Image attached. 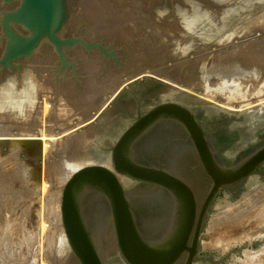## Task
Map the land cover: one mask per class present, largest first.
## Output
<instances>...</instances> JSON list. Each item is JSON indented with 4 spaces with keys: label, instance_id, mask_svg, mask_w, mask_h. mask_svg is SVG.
I'll return each mask as SVG.
<instances>
[{
    "label": "rangeland",
    "instance_id": "obj_1",
    "mask_svg": "<svg viewBox=\"0 0 264 264\" xmlns=\"http://www.w3.org/2000/svg\"><path fill=\"white\" fill-rule=\"evenodd\" d=\"M77 1L73 22L68 26L67 34H83L87 39L102 40L107 44H113L117 50L120 62L117 64L114 60L103 62V54L98 50L86 52L82 49H76L69 52V56L70 60L76 61L79 79L77 80L73 77L72 69L67 72L63 71L62 75L58 77L56 68L59 65L57 64L56 54L52 47L48 45L43 46L37 57L30 61L22 62L23 66L20 76L17 75L16 71L12 73L6 71L4 75L0 73V105L2 104L0 111L9 110V119L12 117L9 123L10 129L13 128V125H15L16 129L20 128V122L17 120L20 116L24 118L30 117L31 121L23 119L25 122H22L25 125H31L38 118L39 125L46 128L48 118L51 115L53 116L54 111L44 113V109H41L44 101H50L45 99L47 98L46 96L41 95L42 99L39 97L35 100V92L32 89H36L37 84L43 86L42 88L45 87V90H47L43 89L45 93L51 92V95L48 94V98L52 99L53 102H51L53 104L57 102V107L59 106L58 104L68 102L70 106L75 108L79 104L80 108L84 106L81 104H87L88 99L92 96V88L107 79V77L106 79L104 78L105 74L106 76H111L112 73L126 74L125 72L128 69L136 65L138 67L148 65L153 68L159 67L166 70L178 68L182 70L183 76L187 72L186 75H193L192 73L196 71L200 83L204 82L208 84L210 80H219L223 82L227 81V84L233 85L236 80L230 77V72H234V70L229 69L228 72V69L223 65L239 64L236 61L233 62V59H231L232 61H228L230 60L229 57L234 55L235 49L239 47V43H248L254 38L256 39V37L259 40L264 38V0ZM180 28L184 30V33L179 30ZM185 29H191V32L188 34L192 35L194 40L196 38L197 40L189 43L185 39L187 37ZM118 30L122 32L119 33ZM208 33L209 35H207ZM251 38L253 39L251 40ZM247 39L248 42L246 41ZM255 39L252 42H255ZM199 42L200 44L198 45ZM235 44L237 45L235 46ZM2 51L3 46H0V55ZM193 53H196V55ZM226 53L229 55L225 58ZM89 61L91 62L90 65L93 66L92 69H95L92 64L93 61L97 68H99L97 69L98 72H95L97 75H93L91 73L92 70H88L86 67L89 65L87 63ZM34 74L38 77L37 84L34 81ZM5 85L11 89L4 90L3 87ZM126 88L114 97L111 105L106 107L94 123L88 127L92 128V130L94 129L95 137L91 139L88 145L85 144L83 148L80 147L79 151H75L78 156L80 155V157L86 159L83 163L84 165L79 166V168L85 165L111 167L110 149L120 135L133 123L138 111L146 113L154 106L167 102L178 103L187 107L195 114L197 120L204 125L207 133L211 132L213 134L214 145L220 151L223 160L228 166L233 165L242 152L258 145L261 142V137L264 136V103L243 111H231L214 102L211 103V101L200 97L196 93L186 91L183 88L180 89L174 83L164 82L163 79L161 80L153 75H148L143 81H137V83ZM43 93L40 92V94ZM105 97L103 96L102 99H105ZM42 100L44 101L42 102ZM34 102H37V105H39V110L37 108V110L34 108L26 110L27 106L34 105ZM94 108L96 107H91L88 111L90 112ZM72 109L70 110L71 113L75 114V109ZM55 117V121H58L57 123L60 125H57L59 130L64 129L65 118L60 116ZM72 119H74V116ZM44 128H41L42 132L45 131ZM85 132L86 128L81 133L71 134V139L72 137L75 138L81 134L83 135ZM0 155H3V153L0 152ZM3 157L0 161V164L5 165L4 169H0L2 171L0 173V263L24 264V262H29L28 264H40L41 259L43 261L46 260L45 246L47 237L42 234H36L31 237L30 233L34 229L32 226H36L39 223L40 216L44 217L49 214L52 217L51 221L56 222V218L58 217L57 191L59 190L57 182H51V190L47 193H42V181L48 182L49 178L46 175L38 173V176H36L35 174L36 178L39 177V182L33 174L36 171H31L33 169L31 168L33 167L32 164L30 165L31 160L19 158L12 153H6ZM84 159L82 160L84 161ZM20 163L23 167L17 166ZM29 170L32 173H29ZM179 170L181 176L192 184L197 189V192H202L205 189L206 181L203 179L198 161L193 155H186L180 160ZM121 181L126 188L130 190L134 188L128 179L122 177ZM39 184L41 185V189L39 188ZM263 185L264 166L251 175L239 189L233 192L222 190L217 195L209 211L200 241L199 256L210 258V260L197 261L195 264H264V231L260 230L262 228L260 226L256 231L249 233L252 239L250 236H247L246 239H241V242L237 243L238 240L237 242L232 240L234 236L231 239L230 235H224V237L228 236L229 238L227 240V237V239H223V237L224 243L229 242L231 239L230 243L223 244L225 247L222 248L211 244L210 246L208 245L210 247L208 249L206 246V243L210 241V234L213 235V230L211 229H213L214 220L224 212V206L227 204L237 205L243 202L255 187ZM135 188L137 189V187ZM38 194L41 195L39 196ZM50 205L52 207L51 211L48 210ZM41 212L45 215L43 216ZM49 215L46 217H49ZM109 226L111 227V225ZM246 226L241 227L242 232H245L243 229ZM109 230L108 233H105L107 243L109 240H112L110 238L112 237V228ZM238 231H240V228ZM214 233L217 234V230H214ZM234 240L236 239L234 238ZM54 244L53 249L56 248V250L54 249L56 252L66 257V260L69 262L68 264L70 262L71 264H78L70 251L66 239L61 242L55 240ZM108 264L125 263L117 253L113 252L108 258Z\"/></svg>",
    "mask_w": 264,
    "mask_h": 264
},
{
    "label": "water",
    "instance_id": "obj_2",
    "mask_svg": "<svg viewBox=\"0 0 264 264\" xmlns=\"http://www.w3.org/2000/svg\"><path fill=\"white\" fill-rule=\"evenodd\" d=\"M77 3L0 0V73L16 71L20 76L22 62L37 57L45 45L56 54L58 77L72 69L73 77L79 79L76 61L69 56L76 49L98 50L103 62H120L113 44L67 34ZM142 75L141 79L136 73L127 76L129 86L143 81L147 74ZM186 155L198 161L206 181L202 192L180 174L179 163ZM110 162L111 167L79 168L63 188L61 219L78 264H108L113 252L125 264H195L210 260L199 256L200 241L217 195L239 189L264 166V136L228 166L214 145L213 134L207 133L195 114L167 102L146 113L138 111L110 149ZM122 177L134 188H126ZM108 227L112 240L107 243Z\"/></svg>",
    "mask_w": 264,
    "mask_h": 264
},
{
    "label": "bare ground",
    "instance_id": "obj_3",
    "mask_svg": "<svg viewBox=\"0 0 264 264\" xmlns=\"http://www.w3.org/2000/svg\"><path fill=\"white\" fill-rule=\"evenodd\" d=\"M79 6H81V5H79ZM99 6H100V4H99ZM110 9H111V7H110ZM105 12H107V11H105ZM142 14H144V13H142ZM157 19H158V16H157ZM108 20H109V18H108ZM122 24H125V23H122ZM156 24H158V23H156ZM123 30H125V29L123 28ZM144 30H146V29H144ZM179 30L183 31V33H184V30L182 28H180ZM190 30L191 29H189V30L185 29L186 36H187V37H185V39H187L189 43L197 40V38L194 40L193 36L188 34L191 32ZM118 32H119V30H118ZM120 32H122V31H120ZM133 32H134V30H133ZM133 32H132V34H133ZM143 33H144V31H143ZM120 35H118V36H120ZM127 35H128V33H127ZM207 35H209V33ZM204 36H206V35H204ZM252 39L253 38H251V40ZM154 40H156V39H154ZM255 40H256L255 42L250 41V42H252V43H250V42H248V39H247L246 41L248 43H242V44L239 43V47L237 49H235L234 55L232 57H229L230 60H228V61H232L231 59H233V62L236 61L237 63H239L238 65H236V64H225V65H223V66H228V68L232 69V71L234 70V72H231V76H230L231 78L234 76L233 78H234V80H236V81H234L233 85L227 84V81L223 82V81H219V80H210V82H208V84H205L204 82L200 83V79H199V76L197 75L196 71H195V73H192L193 75H191V74L186 75L188 73L187 72L183 76L182 70H180L178 68L166 70L164 68H159V67L153 68V67L148 66V65L139 66V67L136 65L137 67L132 66L133 68L129 69L130 71L125 72L126 74L123 73L124 75L122 73H120V74L112 73L111 76H108V75L106 76V74H105L104 78L106 79V77H107V79L103 83L100 82L101 84H98V86L95 85L92 88V93H91L92 96H91V98L88 99L87 104L83 102L84 104H81V105H84V106H82V108L79 107L80 104L78 107L75 108V107L70 106L68 102H65L63 104H58L59 105L58 107L56 106L57 102L54 103L55 104L54 105L52 103L53 102L52 99L48 98V94L51 95V92H48V94H47V92L46 93L44 92L45 87L42 88L43 86H39L37 84V78L38 77L36 74H34V81L37 84V87H35L36 89H32V91L35 92V94H34L36 97L35 100H37L39 97H40V99H42L41 95L46 96L47 98H45V99H48L50 101L45 102L44 100H42V102L44 101V105L41 107V109L42 108L44 109V111H43L44 113L54 111V114L52 113L53 116L52 115L49 116L46 128H44V126L42 127L39 125L38 118H36L31 125H29V124L25 125L23 123V122H25L23 119H26L27 121L28 120L31 121L30 117L27 116L26 118H24L23 116H20L17 119L20 122L19 123L20 128L16 129V127H14L15 125H13V128L10 129L9 123H10V120L12 119V117H11V119H9L10 118V115L8 114L9 110L0 111V152H2L3 155H6V153H12L13 155L15 154L19 158L22 157V158H25V160H26V158L28 160H31L32 162L30 163V161H29V163H30V165L32 164L33 167H31L30 165H28V166L33 168V169H31V171L35 170L37 172L36 173V172L32 171V172H34L33 173L34 177L36 178V176H38L37 174L39 173L40 175L41 174L46 175V177L49 178L48 182L42 181L40 178V180L42 181V189L40 188V186H41L40 184H39V188L41 189L42 193H47V192H49V190H51L50 189L51 188V182H57L59 190L57 191L58 196L55 195V196H57V200H58V217L56 218V222L51 221L52 220L51 215L48 214L49 217H46L48 215L44 214L45 215L44 216L43 213L41 212L44 217H41L39 215L40 221L38 224H36V226L35 225L32 226V227H34V229H33V231H31L32 233H30L31 237L35 236L36 234H42V235H45V237H47V243L45 246L46 247L45 248L46 260L43 261L41 259L40 264H68L69 263L66 260V257L62 256V254L55 251L56 248H54L55 250L53 249V247L55 246V244H54L55 240H58L59 242H61V241L66 239V234H65L63 224H62V219H61V207H60L63 188H64L65 184L67 183V181L70 179V177L79 168V166L84 165L83 163L85 162L86 159L80 157V155L78 156L75 153V151L76 150L79 151V149L83 148V146L85 144L88 145L90 143L91 139H93L95 137L94 129L92 130V128H88V127H90V125L92 123H94V121L97 119V117H99L100 111H103L104 107H107L109 104H111L112 100L114 99L115 94L117 92L124 90L127 86H129L130 83H129V78H127V76H129L130 74L136 73V75L137 74L141 75V77H138V79H141V78L145 77L142 74L146 73L147 74L146 76H148V75H150V73L153 72L154 74L158 75L156 77H158V78L160 77L159 79H161V80L163 79L164 82L174 83L176 86H179L180 89L183 88V89H186V91L188 90L192 93H196L200 97H204L205 99L211 101V103L214 102V103L222 106L223 108H226V109L231 110V111H243V110H246V109H249V108H252V107L257 106L259 104L261 105L262 103H264V87H263L264 86V83H263L264 82V38L262 40H259L256 37ZM200 41H202V40H200ZM199 44H200V42L198 43V45ZM237 44H235V46ZM193 54L196 55V53H193ZM228 55L229 54L226 53L225 58L228 57ZM87 63L89 65L88 66L85 65V66L88 68V70L89 69L92 70V71L91 70L90 71L93 75L95 74V72L96 73L98 72L97 69H99V68H97L94 61L92 64L94 65L95 69H92L93 66L90 65L91 64L90 61ZM220 66H222V65H220ZM199 74L201 75L200 72H199ZM95 75H97V74H95ZM99 78H101V77H99ZM125 78H127V79H125ZM181 79H182L183 84H177L178 83L177 81H179ZM232 83H233V81H232ZM219 85H220V87L221 86L222 87L220 88ZM5 86H7V85H5ZM5 86L4 87L2 86L4 90H6V89L10 90L11 89V88L9 89V86H7V87H5ZM198 87H201V88H198ZM4 90H3V92H4ZM45 91H47V90H45ZM40 92H42V93L44 92V93L40 94ZM65 92H67V91H65ZM12 94H14V93H12ZM103 96L104 97L107 96V100H105L104 102H103L104 98L102 99ZM43 99H44V97H43ZM20 101H22V100H20ZM26 101H27V99H26ZM66 101H68V100H66ZM58 102L60 103V101H58ZM74 102H72V103L74 104ZM91 107H96V108L90 110V112H89L88 110ZM30 108L31 109L37 108L39 110V105H37V102L34 105H28L26 110L27 109L30 110ZM72 108L75 109V111H76V112L74 111L75 114L71 113L70 110ZM23 110H25V109H23ZM68 112H69V114H68ZM55 116H60L62 118L63 117L65 118L64 119L65 122L63 124L64 129L59 130V127L57 126V125H59L57 123L58 121L56 122L54 119V118H56ZM73 116H74V119L71 120V118ZM58 119H60V118H58ZM41 122H43V121H41ZM41 122H40V124H41ZM41 128H44L45 131L42 132ZM85 128H86V132L83 135L81 134L78 137H75V138L72 137V139H71V136H72L71 134H74L77 132L80 133ZM56 129H58V131H56ZM93 134H94V136H93ZM3 155H0V161H1V158L5 157V156L3 157ZM82 159H84V161ZM18 162H20V161L18 160ZM4 166L5 165L0 164V169L1 168L4 169ZM17 166L23 167V165H21V163ZM17 166H15V167H17ZM31 171L29 173H32ZM1 172L2 171H0V173ZM19 174H21V173H19ZM35 174H36V176H35ZM29 178H31V177H29ZM36 179L39 181V177ZM51 192H53V191H51ZM42 204H44V203H42ZM224 207H225L224 212L220 216L215 218V220H214L215 222L212 225L213 229H211V230H213L212 231L213 235L210 234V238H209L210 241L209 242L207 241L208 243L205 242L207 248L211 244H215V245H218V246L223 248V247H225V245H223V244L230 243L233 236L236 240H234V238L232 240L236 241V242L238 240L237 243H240L241 239L242 240L246 239L247 236H250V238L252 239V237L249 233H251V231H256L260 227H262L260 230L262 232L264 231V185L255 187L251 191L250 195L248 197H246L243 202L238 203L237 205L227 204ZM51 209H52V207L50 205V208L48 210L51 211ZM1 219H3V218H1ZM44 219H46L47 221ZM242 226H244V227L246 226V228L243 229V230H245V232L241 231ZM239 228H240L241 232L238 231ZM214 230H217V234L214 233ZM246 233H248V234H246ZM257 234H260V233H257ZM224 235H228V236L230 235L231 236V239L229 242L224 243L225 240H223V239H225L226 237L228 238V236L224 237ZM216 240H218V241H216ZM227 240H229V238ZM56 244H57V242H56ZM216 248H218V247H216ZM54 251H55V253H54ZM28 263L24 262V264H28ZM0 264H2V263H0ZM70 264H71V262H70ZM249 264H251V263H249Z\"/></svg>",
    "mask_w": 264,
    "mask_h": 264
},
{
    "label": "flooded vegetation",
    "instance_id": "obj_4",
    "mask_svg": "<svg viewBox=\"0 0 264 264\" xmlns=\"http://www.w3.org/2000/svg\"><path fill=\"white\" fill-rule=\"evenodd\" d=\"M128 71H130V70L128 69ZM128 71H127V72H128ZM143 187H144V186H143Z\"/></svg>",
    "mask_w": 264,
    "mask_h": 264
}]
</instances>
